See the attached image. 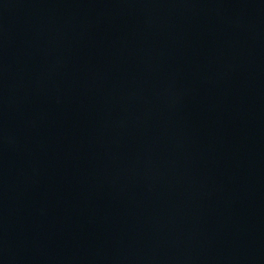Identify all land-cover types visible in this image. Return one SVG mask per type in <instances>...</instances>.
<instances>
[{"label": "water", "instance_id": "obj_1", "mask_svg": "<svg viewBox=\"0 0 264 264\" xmlns=\"http://www.w3.org/2000/svg\"><path fill=\"white\" fill-rule=\"evenodd\" d=\"M0 264H264V0H0Z\"/></svg>", "mask_w": 264, "mask_h": 264}]
</instances>
